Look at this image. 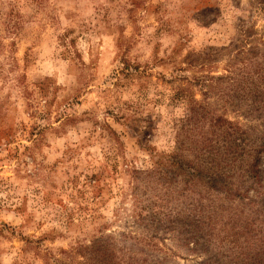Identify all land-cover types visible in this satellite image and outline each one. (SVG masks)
Returning <instances> with one entry per match:
<instances>
[{"label": "rangeland", "instance_id": "1", "mask_svg": "<svg viewBox=\"0 0 264 264\" xmlns=\"http://www.w3.org/2000/svg\"><path fill=\"white\" fill-rule=\"evenodd\" d=\"M102 240L264 264V0H0V264Z\"/></svg>", "mask_w": 264, "mask_h": 264}, {"label": "trees", "instance_id": "2", "mask_svg": "<svg viewBox=\"0 0 264 264\" xmlns=\"http://www.w3.org/2000/svg\"><path fill=\"white\" fill-rule=\"evenodd\" d=\"M92 251L96 252V255L92 260L95 259L97 264H114L113 257L115 253L109 240H102L95 243V247L91 252Z\"/></svg>", "mask_w": 264, "mask_h": 264}]
</instances>
